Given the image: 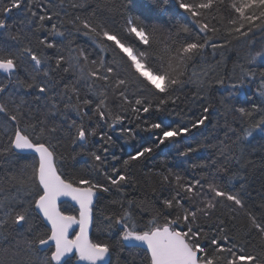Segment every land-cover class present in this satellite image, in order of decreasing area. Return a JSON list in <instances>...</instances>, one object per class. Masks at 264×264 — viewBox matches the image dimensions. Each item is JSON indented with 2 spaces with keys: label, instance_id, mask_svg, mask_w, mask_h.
Returning <instances> with one entry per match:
<instances>
[{
  "label": "snow or ice",
  "instance_id": "snow-or-ice-1",
  "mask_svg": "<svg viewBox=\"0 0 264 264\" xmlns=\"http://www.w3.org/2000/svg\"><path fill=\"white\" fill-rule=\"evenodd\" d=\"M175 2L190 21L175 31L149 25L140 16L129 15L122 31H117L96 18L95 10L75 15L68 23L91 41L93 51L72 47L70 40L55 57L32 46L31 18L12 34L7 17L22 7V0L0 2V16L5 17L0 18V264H67L69 253L81 264H113L114 252L117 264H127L119 255L125 250L134 252L139 264H264V213L248 206L251 161L245 159L243 146L254 133L264 134V44L256 48L264 42V0ZM153 3L166 10L167 0ZM68 7L87 11L76 0H70ZM105 7L113 9L110 0ZM29 11L32 17L37 15ZM53 16L60 17L59 11L39 15L37 31ZM49 34L62 37L65 32L53 23ZM37 41L45 49L56 47L47 37ZM208 49L213 57L217 49L236 52L238 83L231 84V89L260 80L261 103H253L251 109L228 110L247 125L242 135L226 119L224 138L216 144L200 142L179 151L177 138L210 120L211 104H207L203 114L187 125L172 127L164 120L148 124L146 131L159 130L152 146L125 159L123 170L113 166L109 173L106 156L89 151L90 138L104 125L110 129L122 125L128 112L136 120L141 112L165 113L170 104L178 106L179 93L189 86L196 90L183 99L204 105L209 72L198 68L197 60H204ZM257 60L261 61L258 69ZM25 62L31 71L21 78L17 73ZM216 83L222 85L224 79ZM235 94L228 91L229 97ZM121 131L131 133L132 129ZM99 137L105 143L112 140L103 132ZM64 141L73 146V155L60 151ZM162 145L168 152L177 150L181 157L206 147L217 155L208 163L191 165L211 169L201 171L199 179L185 182L180 175L172 179L171 173H158L162 183L172 186L171 195L157 198L158 202L113 199V210L99 223L102 232H114L117 239L112 243L90 238L101 193L113 188L123 193L127 186H134L129 174L132 163ZM25 153L31 155V162L14 170L15 158ZM84 155L94 162L88 165L91 171L69 164ZM98 175L107 183L96 179ZM62 198L74 202L72 212L61 207Z\"/></svg>",
  "mask_w": 264,
  "mask_h": 264
},
{
  "label": "trees",
  "instance_id": "trees-1",
  "mask_svg": "<svg viewBox=\"0 0 264 264\" xmlns=\"http://www.w3.org/2000/svg\"><path fill=\"white\" fill-rule=\"evenodd\" d=\"M69 2L70 0H64L63 7H60L61 0H22V7L18 10L14 9L7 17L8 23L11 25L12 34L14 35L18 30H22L28 24L29 18H31L33 21L31 29L34 33L30 34L32 46L38 50L45 51L49 56L55 57V55L60 54L68 47L70 40L72 41V47H84L90 52L93 51L91 41L82 34L75 33L72 26L68 23V20L73 16L88 15L92 10L96 11V18L105 20L110 27L115 28L117 31H122L123 25L129 15L140 16L145 23L149 25L157 24L164 28L166 32L168 30L175 31L183 24H190L186 14L182 13L178 8L175 0H167L166 10L156 7L153 0H110L113 6L111 11L105 7L106 0H76V2L84 3L87 11L73 10L68 7ZM29 8H31V11L37 13L35 17L31 16ZM57 11H59L60 17L53 16L52 21H45V27L37 31L36 22H38L39 15H53ZM66 13L70 15H66ZM0 18L5 17L0 16ZM53 23L57 24V27L65 32L64 36L49 34L51 24ZM68 32H72L73 34L68 35ZM37 37H47L56 47L51 49L43 48V46L38 44ZM262 44L264 42H258L256 48L259 49ZM246 51V47L241 48L242 54H246ZM236 62L237 56L233 49H217L215 57L212 55V50L208 49L204 60H200L199 58L197 60V67L209 72V76L204 81L206 96L204 105H201L199 102H193L190 99L184 100V96L191 97L192 92L196 90L192 86L186 87L183 92L179 93L182 96V100L178 106L170 104L165 113H157L154 110L150 113L141 112L140 120H136L134 114L128 112L125 114L126 119L122 125H116L112 129L104 125L98 129L96 137L90 138L88 144L89 151L96 150L102 156H106L109 173H111L113 166L123 170V161L125 159L144 147L152 146L155 142V137L159 134V130L146 131L145 129L148 124L164 120L172 127H177L181 124L187 125L190 119L194 121L203 114L202 107L207 104H211L210 120L199 129H193L190 134L178 137L179 151H183L188 146L196 147L200 142L207 145L216 144L219 139L224 138L226 119L232 127L237 129V134L242 135L241 129L247 125L241 122L238 114H235L234 117L233 113L228 110L229 108L236 107L251 109L253 103H261V98L258 95L260 80L257 78L255 82L245 81L243 87L231 89V84L238 83L237 76L239 75V69L236 68ZM260 63V60L256 61L255 66L257 69ZM30 71L31 65L25 62L20 65L17 74L21 78H24ZM0 76H3V74L0 73ZM221 78L224 79V84L222 85L216 83ZM229 90L234 91L236 94L229 97ZM26 98L31 99V97ZM146 121L147 123H145ZM213 125H216V127H213ZM93 126H95L94 123ZM121 128H130L132 132L121 131ZM100 132H103L106 137L111 136V142L105 143L101 140L99 137ZM235 138L233 136V139ZM243 146L246 153L245 159L251 161L247 168L250 191L252 192L248 206L257 214H261L264 213V208L261 207L264 204V134L259 132L254 133L252 137L244 142ZM72 147L69 141H64L60 151L66 156H71L74 154ZM103 148H107L108 152L104 153ZM76 151L78 152L79 149L77 148ZM216 155L213 148L206 147L200 149L198 152L190 153L188 157H181L178 155L177 150L173 149L168 152L165 146L162 145L161 148L156 149L146 158L134 161L129 170V174L135 180L134 186H127L123 193L116 191L115 188L110 193H101L102 199L96 202L94 208V214L97 219L96 224L92 227L91 238L93 240H109L112 243L117 239L114 232L112 234L107 231L102 232L99 223L104 214L113 210V205L111 204L113 199H120L123 196L126 200H147L149 203L158 202L157 198L167 197L172 193V186L162 183L160 175H157L158 173L165 175L171 173L172 179L176 175H180L185 182L199 179L201 171L210 172L211 169H193L191 165L208 163ZM113 156L117 159L113 160ZM15 160L14 170H19L31 162V155L21 154ZM92 163L94 162L88 155H84L83 157L77 156L76 161H69V164H74L77 170L88 169V165ZM88 171L91 170L88 169ZM95 178L101 183H107L103 175H98ZM61 207L65 211H73V207L69 202L62 203ZM201 223L206 224L210 222L202 220ZM119 255L121 261H127V264H133L134 261L135 264H139V257L135 256L134 252L125 250ZM75 259V255L67 258V264H75ZM112 261L113 264H117V252L113 253Z\"/></svg>",
  "mask_w": 264,
  "mask_h": 264
},
{
  "label": "water",
  "instance_id": "water-1",
  "mask_svg": "<svg viewBox=\"0 0 264 264\" xmlns=\"http://www.w3.org/2000/svg\"><path fill=\"white\" fill-rule=\"evenodd\" d=\"M62 201H69L67 198H62ZM72 202V201H71ZM74 203V202H73ZM75 227V226H74ZM78 230V229H77ZM90 235H91V230H90ZM73 254L72 253H69L67 257H65V259H67L68 257L72 256ZM77 264H81V262L77 261Z\"/></svg>",
  "mask_w": 264,
  "mask_h": 264
},
{
  "label": "bare ground",
  "instance_id": "bare-ground-1",
  "mask_svg": "<svg viewBox=\"0 0 264 264\" xmlns=\"http://www.w3.org/2000/svg\"><path fill=\"white\" fill-rule=\"evenodd\" d=\"M25 154H26V153H25ZM70 204L73 205V202L70 201ZM91 232H92V228H91ZM90 238H91V235H90ZM73 255H74V254H73ZM73 255H72V256H73ZM70 257H71V256H70ZM68 258H69V257H68ZM77 261H78V259H77V257H76V259H75V264H77Z\"/></svg>",
  "mask_w": 264,
  "mask_h": 264
}]
</instances>
